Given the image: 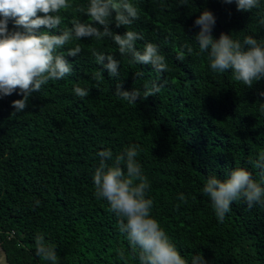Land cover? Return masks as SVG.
Segmentation results:
<instances>
[{
	"label": "trees",
	"instance_id": "1",
	"mask_svg": "<svg viewBox=\"0 0 264 264\" xmlns=\"http://www.w3.org/2000/svg\"><path fill=\"white\" fill-rule=\"evenodd\" d=\"M135 2L141 18L130 30L144 36L137 48L157 44L171 71L160 74L150 65L130 64L108 39L74 40L69 47L79 44L82 52L67 57L71 76L33 93L23 113L13 115L11 107L22 96L0 98V244L7 261L48 264L34 255V237L40 233L56 246L60 264H124L118 250L129 253L127 240L107 202L95 197L93 175L99 151L115 156L139 144L137 159L151 185L152 215L186 260L202 254L208 264H264V207L249 209L236 201L219 223L201 191L208 176L224 179L235 168L247 169L260 182L249 159L264 153V97L257 95L264 91V80L248 88L233 81L230 72L213 73L207 54L197 55L192 39L199 31L194 21L204 10L216 18L214 38L223 32L233 39H264L257 23L264 0L252 13L221 0H189L187 6H178V0ZM87 4L73 0L60 27H70L75 10ZM13 25L10 20V30ZM184 45L194 51L187 55L184 49L181 62L176 57ZM93 48L121 60L118 79L106 71L101 75ZM139 71L143 78L134 80ZM117 82L124 90L152 82L164 87L156 96L128 104L114 95ZM77 86L89 95L78 98ZM181 193L186 203L178 199ZM127 261L138 264L130 253Z\"/></svg>",
	"mask_w": 264,
	"mask_h": 264
},
{
	"label": "clouds",
	"instance_id": "2",
	"mask_svg": "<svg viewBox=\"0 0 264 264\" xmlns=\"http://www.w3.org/2000/svg\"><path fill=\"white\" fill-rule=\"evenodd\" d=\"M189 0H178V6H187ZM226 5L235 4L241 13H252L262 7L261 0H221ZM73 8V0H0V98L14 93L22 96L12 102L13 115L23 113L29 106L33 93L41 91L50 81L63 80L73 73L72 63L67 57H77L82 52L79 44L69 45L74 40H111L118 46L119 56L128 58L130 64L150 65L160 74L171 71L166 57L159 46L146 42L142 49L137 42L144 40L143 34L130 30L140 17V8L135 0H88L86 6L78 7L71 19V26L61 28L63 13ZM87 17V19H84ZM14 21L9 29V21ZM257 23L264 28V14H258ZM216 24L214 14L204 10L194 21L199 31L192 38L199 47L197 55L207 54L213 73L230 72L233 81L252 88L254 82L264 80V39L246 35L242 40L233 39L230 34L220 33L214 38ZM115 29L123 27L119 34ZM44 29L41 31V29ZM67 48V51L63 49ZM194 49L184 45L176 59L183 61ZM95 62L102 66L111 78H119L121 60L115 55L91 50ZM143 71L134 73L133 79L143 78ZM163 83L145 84L143 89H123V82H117L114 95L128 104L143 102L156 96ZM74 94L85 98L89 90L77 86ZM264 97V91H258ZM264 111V104L261 105ZM142 148L130 145L114 156L111 150L99 151V166L93 175L94 195L109 205V210L118 219L119 232L125 236L129 253L138 264H208L202 254L186 260L172 242L165 229L152 215L154 200L148 196L151 185L143 173L137 157ZM108 161H112L111 164ZM249 163L259 170L260 182L245 168L233 169L227 178L208 176L202 187V194L209 198L219 223H223L231 206L243 201L249 209L264 207V153ZM181 202L187 199L178 195ZM39 204V201L36 202ZM34 255L48 264H60L56 246L46 241L43 234L34 237ZM119 259L128 264L123 249L118 250ZM0 264H6V257L0 254Z\"/></svg>",
	"mask_w": 264,
	"mask_h": 264
},
{
	"label": "water",
	"instance_id": "3",
	"mask_svg": "<svg viewBox=\"0 0 264 264\" xmlns=\"http://www.w3.org/2000/svg\"><path fill=\"white\" fill-rule=\"evenodd\" d=\"M0 254H3L6 257V253L4 251V249L2 248L1 244H0ZM6 264H9L6 258Z\"/></svg>",
	"mask_w": 264,
	"mask_h": 264
}]
</instances>
